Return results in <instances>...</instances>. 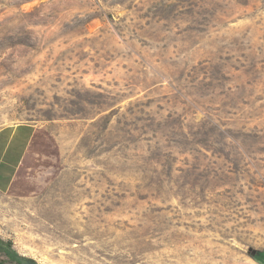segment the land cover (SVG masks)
Wrapping results in <instances>:
<instances>
[{
	"label": "rangeland",
	"instance_id": "374dc122",
	"mask_svg": "<svg viewBox=\"0 0 264 264\" xmlns=\"http://www.w3.org/2000/svg\"><path fill=\"white\" fill-rule=\"evenodd\" d=\"M26 125L2 263L262 264L264 0H0Z\"/></svg>",
	"mask_w": 264,
	"mask_h": 264
},
{
	"label": "crops",
	"instance_id": "0c3cea01",
	"mask_svg": "<svg viewBox=\"0 0 264 264\" xmlns=\"http://www.w3.org/2000/svg\"><path fill=\"white\" fill-rule=\"evenodd\" d=\"M30 127L0 130V192L12 186L33 138Z\"/></svg>",
	"mask_w": 264,
	"mask_h": 264
},
{
	"label": "trees",
	"instance_id": "16d2710c",
	"mask_svg": "<svg viewBox=\"0 0 264 264\" xmlns=\"http://www.w3.org/2000/svg\"><path fill=\"white\" fill-rule=\"evenodd\" d=\"M1 248H3V250H4V247H1ZM6 253H7V255H9L13 259H15L16 256L18 255V253L12 249H6ZM26 259L29 261V264H38L33 259H29V258H26ZM260 260H262L264 262V257L260 258ZM0 264H2V263L0 262Z\"/></svg>",
	"mask_w": 264,
	"mask_h": 264
},
{
	"label": "water",
	"instance_id": "95a60500",
	"mask_svg": "<svg viewBox=\"0 0 264 264\" xmlns=\"http://www.w3.org/2000/svg\"><path fill=\"white\" fill-rule=\"evenodd\" d=\"M22 264H28V261L26 259H24L22 256L18 255L16 257ZM262 264H264L263 261H261Z\"/></svg>",
	"mask_w": 264,
	"mask_h": 264
},
{
	"label": "flooded vegetation",
	"instance_id": "af4514ba",
	"mask_svg": "<svg viewBox=\"0 0 264 264\" xmlns=\"http://www.w3.org/2000/svg\"><path fill=\"white\" fill-rule=\"evenodd\" d=\"M9 256V255H8ZM18 256V255H17ZM16 256V257H17ZM9 258L10 259H12L16 264H22L17 258H15V259H13V258H11L10 256H9ZM24 258V257H23ZM24 259H26V258H24ZM27 260V259H26ZM28 261V260H27ZM1 262V261H0ZM2 263V262H1ZM2 264H4V263H2ZM28 264H29V261H28Z\"/></svg>",
	"mask_w": 264,
	"mask_h": 264
}]
</instances>
